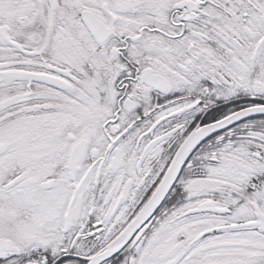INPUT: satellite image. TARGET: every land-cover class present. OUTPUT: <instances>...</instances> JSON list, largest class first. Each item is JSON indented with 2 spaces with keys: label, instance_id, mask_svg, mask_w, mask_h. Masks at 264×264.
<instances>
[{
  "label": "snow or ice",
  "instance_id": "6c2138e0",
  "mask_svg": "<svg viewBox=\"0 0 264 264\" xmlns=\"http://www.w3.org/2000/svg\"><path fill=\"white\" fill-rule=\"evenodd\" d=\"M0 264H264V0H0Z\"/></svg>",
  "mask_w": 264,
  "mask_h": 264
}]
</instances>
